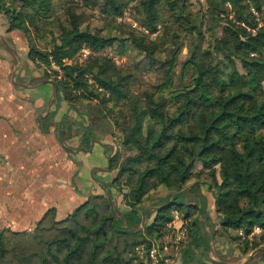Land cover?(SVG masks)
Listing matches in <instances>:
<instances>
[{"label":"trees","instance_id":"trees-1","mask_svg":"<svg viewBox=\"0 0 264 264\" xmlns=\"http://www.w3.org/2000/svg\"><path fill=\"white\" fill-rule=\"evenodd\" d=\"M0 16L33 63L59 68L45 73L58 96L90 126L111 123L116 172L64 219L50 209L31 230L0 227V264H152L175 211L191 220L188 246L203 230L207 203L191 205L186 187L214 199L220 227L264 230V0H0ZM254 242L264 248V232Z\"/></svg>","mask_w":264,"mask_h":264},{"label":"crops","instance_id":"crops-1","mask_svg":"<svg viewBox=\"0 0 264 264\" xmlns=\"http://www.w3.org/2000/svg\"><path fill=\"white\" fill-rule=\"evenodd\" d=\"M49 81L52 80L45 76V71L29 59L25 37L16 31L8 32L7 20L0 16V225L3 229L31 230L50 209L56 210L58 219H64L90 196L104 193L116 176L109 168L115 148L111 132L94 130V135L88 138V127L92 126L80 121L87 119L86 110L80 104L60 100L55 85ZM191 190L189 187L187 196ZM198 190L199 200L204 197L206 201L205 193H208ZM114 196L121 201L118 194ZM210 207L214 215L206 207L205 216L200 213L197 217L203 226L199 235L203 241L207 234L209 238L205 241L213 239L216 248L219 227L216 230L217 223L214 226L210 222L214 217L217 220L214 200ZM154 209L150 208L147 215ZM197 252L203 259L201 262L194 256L199 264H237L229 262L230 253H226L228 261H216L205 245ZM184 253L182 250L175 264H190ZM232 255L239 258L238 264H247L239 251Z\"/></svg>","mask_w":264,"mask_h":264},{"label":"rangeland","instance_id":"rangeland-1","mask_svg":"<svg viewBox=\"0 0 264 264\" xmlns=\"http://www.w3.org/2000/svg\"><path fill=\"white\" fill-rule=\"evenodd\" d=\"M124 1H127V0H124ZM134 4L135 3L130 4L129 8L131 10H132V7H134ZM254 15L256 17L259 16L257 14V12H254ZM131 18L133 20H131L129 18H128V20L127 19L125 20L126 25H129V23L132 24L133 23L132 21L137 22L134 18V15H132ZM259 18H260V20L262 19L261 16H259ZM98 24L101 25L104 30L107 29V27H108V25H105L100 20L98 21ZM56 31L59 32L58 29ZM104 32L107 33L106 30ZM16 34L20 35L21 37L22 36L25 37L24 33L20 32V31H16ZM25 39H26V37H25ZM237 42H238V40H236V43ZM89 54H90V52L88 50H85L82 53H80V56H79L80 61L83 62L88 57ZM108 54H109V56L115 57V59L118 61V64L123 65V64H126V62H127L126 57L124 59H121V58L117 57V55H115V53H113L111 51ZM184 54H187V51H184ZM40 66H41L40 68H42L45 71V73L46 72L47 73L52 72V74H53V70L59 71L58 67H52L51 69H49L47 66L46 67L42 66V65H40ZM180 80H181L180 76L177 75L176 83L178 86H180L182 83ZM82 97H83L82 103L85 105L84 107L90 108L96 104V101L92 100V98L90 97L89 94H83ZM59 99L62 100L61 94H59ZM171 110H175V108H172ZM86 112L88 113V111H86ZM93 119L96 121L95 126H94L95 128L94 127H91V128L88 127V135H89L88 138H90L92 135H94V132H93L94 130H98V131H102V132H113V133H115V131H113L114 129H113L111 123L105 122L104 120L103 121L97 120V118H93ZM86 120L85 121L80 120V121H82V123H84L86 125H89L88 121H86ZM259 166H260V169H264V163L259 164ZM262 178L264 179V171L262 174ZM185 189L188 190L189 187H186ZM104 193H106V191H104ZM162 195L165 196L164 193ZM205 195L207 197L206 201H208L209 204L207 203V205H205V203L203 202V204H202L203 207H201V210L198 214V217H199L200 213L203 214V216H205L206 207L209 209V213H212V215H214V209L212 207H210L211 201L213 202L214 199L212 200L209 194L205 193ZM118 197H119V195H118ZM188 199H189L188 201L190 202L191 205L199 204V197H198L197 192L195 190H191V192L188 194ZM202 199H203V201H205L204 197H202ZM117 203L120 204V201H117ZM177 203L178 204H184V205L186 204L185 194H182L178 197ZM118 204L116 206H118ZM215 212H216V210H215ZM183 215L184 214H180L179 211H175L174 221L167 225L168 230L171 231L172 234L167 235L165 243L163 242L165 254H162V255H166L163 259L164 261L166 260V262H167L166 264H170V263L175 264L178 257L180 256V254H182V250L184 251L186 248H187V250L184 251L186 253V256L184 253L185 260L189 261L190 264H197L199 262L198 260H200L202 262V260H203L202 256L197 252V251H199V252L201 251L202 245H205V247L207 248L208 254L212 258H214L216 261H221V262L228 261L227 258L231 257L229 262L238 264L240 262V260L238 257L233 256L232 252L239 251L240 254H242L240 257L246 258L244 261H247V264H261V263L264 264L263 260L261 259L262 258V252H264V248L252 250L253 245L255 243L254 242L255 239L257 238V240H258L260 235H262L264 232V230L262 228L255 227L254 232L252 234H250L249 236H246L242 230L233 231V230H228V229H224V228L220 227L218 220H216V217H214L215 220L211 219L210 222L212 224H214V226L217 223L216 224L217 226L215 229L217 230V228L219 227L218 233L220 234V235H218L219 237H217L216 248H215V244H214L213 239H209L208 242L210 244V248H208V242L204 241V240L202 241L200 239L199 233L195 236L193 241H191L189 246H188L189 239H190L189 231L191 229V226H190L191 220L190 219H184ZM200 219H206V217H204V218L202 217ZM0 227L2 228L1 225H0ZM197 237H198V239L196 241ZM184 239H186V240H184ZM234 239H237V240L234 241ZM154 247H156V245H154L152 247V249H153L152 251H155L154 249H156V248H154ZM218 247H220L219 250H218ZM245 249H247V250L250 249V250H248L249 254L244 253ZM138 251L141 255H144L143 248L138 249ZM226 253H230L231 255H228L229 257H227ZM155 255H156V253H155ZM193 255H197L196 258L198 260L194 259L195 257ZM204 264H207V262H204Z\"/></svg>","mask_w":264,"mask_h":264},{"label":"built area","instance_id":"built-area-1","mask_svg":"<svg viewBox=\"0 0 264 264\" xmlns=\"http://www.w3.org/2000/svg\"><path fill=\"white\" fill-rule=\"evenodd\" d=\"M128 14V13H127ZM126 14V15H127ZM129 15V14H128ZM127 15V16H128ZM122 19H119V21H121ZM49 74H51L52 75V72H48ZM190 229V228H189ZM189 231V230H188ZM184 240H186V239H184ZM183 240V241H184ZM154 248H156V249H154L155 251H150V259H151V261H152V264H166L167 262H166V260L164 261L163 259H164V255H162V258L159 256V251H158V249H157V247H154ZM144 251V250H143ZM155 253H156V255H155Z\"/></svg>","mask_w":264,"mask_h":264},{"label":"water","instance_id":"water-1","mask_svg":"<svg viewBox=\"0 0 264 264\" xmlns=\"http://www.w3.org/2000/svg\"><path fill=\"white\" fill-rule=\"evenodd\" d=\"M49 82H52L54 85H55V87H56V92L58 91V86H57V84H55L53 81H49ZM193 186H196V184H193ZM111 203H113V202H111ZM146 217H147V213H145V215L143 216V222H142V227H141V230L143 229V227L145 226V224H146Z\"/></svg>","mask_w":264,"mask_h":264}]
</instances>
